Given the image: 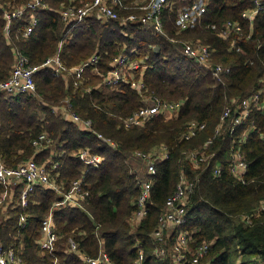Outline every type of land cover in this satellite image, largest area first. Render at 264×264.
I'll return each mask as SVG.
<instances>
[{
  "label": "trees",
  "instance_id": "trees-1",
  "mask_svg": "<svg viewBox=\"0 0 264 264\" xmlns=\"http://www.w3.org/2000/svg\"><path fill=\"white\" fill-rule=\"evenodd\" d=\"M29 0H0L7 5L20 7ZM89 0H44L47 9L34 12L37 26L29 37L23 38L26 21L11 25L4 34V21L0 11V82L10 75L16 48L31 65H40L56 54L60 46V59L67 68H73L99 56L96 66L86 68L81 84L74 86L75 78H55L51 71L40 70L34 76V95L19 94L0 98V157L3 163L15 168L33 159L45 165L61 194L42 187L27 195V205L19 204L23 184L14 186L10 206L0 211V246L12 247L24 264H85L80 255L67 252L68 240L78 245L79 254L95 258L100 243L112 264H136L137 247L143 251L140 264H172L171 248L176 235L186 232L188 259L203 244L208 251L200 263L206 264H264V118L257 107H252L248 120L229 135L232 117L220 129V136L206 150L207 162L194 166L185 159L184 152L201 153L203 141L212 137L219 125L223 109L232 99H240L258 89L264 78V7L249 24L241 13L252 7L251 0H205L206 12L202 26L180 33L175 26L178 2L161 15L163 29L170 37L193 40L211 49L212 64H223L230 73L219 81L210 72L196 67L181 58L172 46L158 37L141 32L135 25L121 26L116 21L88 19L71 31L66 30L58 10L68 4L78 5ZM133 0H123L130 4ZM226 21L239 22L242 35L240 51L231 49L229 40H221L205 28L208 24L220 25ZM251 32V34H250ZM249 39H247L248 35ZM157 46L158 52L152 51ZM131 54V60L143 61L145 69L135 72L145 84L142 95L130 89L127 83L115 86L103 84V76L110 70L111 60L121 52ZM157 97L163 101H181L180 109L167 117H155L142 127L123 129L120 119L130 116L144 105V98ZM68 99L71 109L82 119L91 120L95 132L110 138L112 150L95 135L81 131L64 116L56 115L53 108ZM190 121L205 123L201 137L185 142L182 135ZM253 124L254 131L242 134ZM45 139L39 149L34 142L39 136ZM240 146V154L247 164L243 185L228 167V156L233 147ZM164 147L166 159L156 162V175L147 202L148 213L138 225L130 221L135 212L139 189L136 176L127 164L126 153L136 151L152 153ZM88 149L103 158L93 168L84 165L75 154ZM57 165L54 170L52 165ZM220 164L218 176L214 166ZM181 175L194 183L187 198V221L175 228L166 239V257L154 255L150 235L157 218L163 211L166 199L174 192ZM81 180V188L88 196L82 202L83 210L68 206H55L68 193L72 184ZM6 191L0 186V194ZM2 215V216H1ZM52 215L58 241L52 251L41 250L36 241L41 235L43 220ZM20 216H25L22 225ZM189 264V263H188Z\"/></svg>",
  "mask_w": 264,
  "mask_h": 264
},
{
  "label": "built area",
  "instance_id": "built-area-1",
  "mask_svg": "<svg viewBox=\"0 0 264 264\" xmlns=\"http://www.w3.org/2000/svg\"><path fill=\"white\" fill-rule=\"evenodd\" d=\"M178 2L177 14L175 18V26L178 32H183L189 29L202 26L203 16L206 12L205 0H176ZM252 7L241 13V19L249 24V29L254 19L264 7V0H251ZM172 1L170 0H133L130 4H125L123 0H89L80 1L78 5L68 4L62 6L58 10L60 19L62 20L65 29L71 31L77 26L83 24L88 19L97 21H116L121 26L135 25L141 32L149 33L164 41H167L181 58L192 61L196 67L204 69L218 81L230 73V68L223 64H212L210 61L211 49L207 45L199 42L190 43L180 41L176 38L168 36L164 29L161 20V15L164 10L171 9ZM47 9L44 0H29L25 5L20 7H12L7 5L3 7L0 3V11L4 21V34L8 35L11 25L15 22L26 21L28 15V24L22 31V37L27 38L37 26V19L34 12ZM210 32L221 40H229L230 47L233 51L239 52L238 38L242 35L243 27L239 22L226 21L220 25L208 24L205 26ZM251 34V32H250ZM248 35L247 39H249ZM61 46V45H60ZM60 46L56 54L48 57L40 65H31L29 59L20 53L16 48L13 49L14 61L8 78L0 82V98L14 97L19 94L34 95L36 86L34 76L42 69L51 71V75L55 78L66 79L69 75H73L75 81L74 86L81 84L82 75L86 68L93 67V72L101 76L96 66L99 62L97 54L92 55L86 61L80 63L73 68H67L61 61L59 53ZM157 46L152 47V51L158 52ZM135 50L129 53L121 52L114 57L109 66L110 70L103 76V84L106 86H115L120 83H127L130 89L142 95L145 90V84L141 77L135 78V72L140 69L144 70L143 61H133L130 55L134 54ZM144 105L130 116L120 119V125L127 130L134 127H142L148 121L155 117H167L176 113L181 105V101H163L157 97H147L143 99ZM257 107L260 115L264 118V78L261 86L252 91L243 98L232 99L224 109L220 117L219 125L214 130L212 137L203 141L201 153L197 150L184 152L185 159L189 160L194 166L198 167L207 162L206 150L210 148L216 137L220 136V129L225 126L228 119L232 117V123L228 127L229 135H234L236 127L248 120L250 109ZM54 113H59L67 120L74 123L81 131L92 133L101 143L111 148L116 149V144L110 139L94 131L91 120L82 119L72 109L68 99L63 100L60 106L53 108ZM206 129L205 123L190 121L187 124L185 133L182 139L185 142L196 140L200 134ZM254 131L253 124L250 123L248 129L242 134V138L238 141H243L245 136ZM260 138L264 141V132L260 133ZM45 139L43 135L39 136L34 142V146L39 149V144ZM161 153H144L136 151L132 153L136 164L131 165L132 172L136 176V186L139 189L138 197L135 200V212L131 216L130 221L133 225H138L148 213L147 202L150 195L151 187L154 183L156 175V162L160 159H166L167 151L164 147H160ZM127 154V153H126ZM75 156L84 164L93 168L99 167L103 158L99 155L92 154L88 149L79 150ZM127 164L128 160L126 161ZM57 165H52L54 170ZM213 175L220 174L221 166H214ZM228 167L230 173L238 177L243 185L248 182L244 180V174L247 164L243 161L240 154V146H235L228 156ZM23 184V188L19 195V204L22 207L27 205V195L35 188L42 187L53 190L56 194H61V189L55 184L52 177L49 175L45 165H37L33 159H29L15 168L6 166L0 157V186L6 191L0 194V211L9 204L13 203L14 193L11 190L14 186ZM194 183L188 182L181 175L178 183L175 186L174 192L166 199L163 205V211L157 218V224L152 231L150 238L154 245V255L157 259L162 260L166 257L165 242L166 239L173 233L175 228L183 226L187 221L186 204L188 196L193 192ZM88 196L86 191L81 188V180H77L72 184L70 191L63 195L61 202L55 206H68L83 210L82 202ZM9 201L4 203L5 198ZM261 209H264V203H261ZM25 221V216H20L19 224L22 225ZM40 238L36 244L41 250L52 251L58 241V236L55 233V224L52 215L47 216L41 226ZM188 239L186 232H180L176 235L175 243L171 248L170 259L172 264H206L200 263L201 259L208 251V244H203L198 247L191 258L188 259L186 253ZM136 264H140L143 260V251L137 247ZM67 252L80 255V259L85 264H112L100 243L98 255L95 258L87 255L79 254L78 245L73 239L68 240ZM0 264H24L22 258L17 254L12 247L5 248L0 246Z\"/></svg>",
  "mask_w": 264,
  "mask_h": 264
},
{
  "label": "rangeland",
  "instance_id": "rangeland-1",
  "mask_svg": "<svg viewBox=\"0 0 264 264\" xmlns=\"http://www.w3.org/2000/svg\"><path fill=\"white\" fill-rule=\"evenodd\" d=\"M176 33H180V32L177 31ZM173 38H174V37H173ZM181 41L190 42V43H195L197 40H196V41H193V40H187V41H186V40H181ZM183 59H184V58H183ZM56 115H59V113H57ZM201 135H202V134H200L198 138H200ZM198 138H197V139H198ZM157 149H158V148H157ZM157 149H155V151H156ZM159 150H160V147H159ZM155 151H153L152 153H157V152H155ZM150 154H151V153H150ZM2 162H3V161H2ZM8 201H9V198L6 197L5 200H4V203H6V202H8ZM13 202H14V200H13ZM10 205H11V204H9V206H10ZM4 207H5V205H3V209H4ZM3 209H1V211H2ZM1 216H2V215H1Z\"/></svg>",
  "mask_w": 264,
  "mask_h": 264
},
{
  "label": "crops",
  "instance_id": "crops-1",
  "mask_svg": "<svg viewBox=\"0 0 264 264\" xmlns=\"http://www.w3.org/2000/svg\"><path fill=\"white\" fill-rule=\"evenodd\" d=\"M175 38V37H174ZM177 39V38H176ZM179 40V39H178ZM181 41V40H180ZM157 153H161V151L159 150V148L155 151ZM126 158H128V163H130L129 165H135L136 164V161H135V158L132 157V154H126Z\"/></svg>",
  "mask_w": 264,
  "mask_h": 264
}]
</instances>
